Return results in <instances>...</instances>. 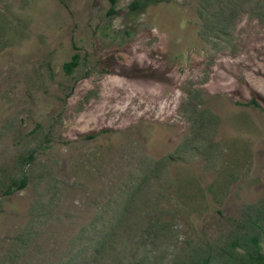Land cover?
Segmentation results:
<instances>
[{
  "label": "rangeland",
  "instance_id": "rangeland-1",
  "mask_svg": "<svg viewBox=\"0 0 264 264\" xmlns=\"http://www.w3.org/2000/svg\"><path fill=\"white\" fill-rule=\"evenodd\" d=\"M131 1L0 0V264H224L264 224V0Z\"/></svg>",
  "mask_w": 264,
  "mask_h": 264
},
{
  "label": "trees",
  "instance_id": "trees-1",
  "mask_svg": "<svg viewBox=\"0 0 264 264\" xmlns=\"http://www.w3.org/2000/svg\"><path fill=\"white\" fill-rule=\"evenodd\" d=\"M109 1V12H112V7L115 4V0ZM143 5V0H133L131 1L127 9L129 11H135L139 9ZM227 4H224V6ZM78 64V56L73 55L70 57L69 61L63 63L62 70L65 74L69 75L72 70ZM24 181L21 179L19 182L11 183V187L14 190H20L24 187ZM9 188L8 190H10ZM264 221V219H263ZM259 219H255L251 222L250 225L254 227L250 234H244L243 243H239L237 240H234L230 243V249L226 254V264H264V253L261 252L260 242L264 240V224H258ZM238 249L239 251H236ZM240 256V259L236 258ZM224 263V264H225ZM190 264H213L212 256L210 254H206L204 257L196 259L192 261Z\"/></svg>",
  "mask_w": 264,
  "mask_h": 264
}]
</instances>
